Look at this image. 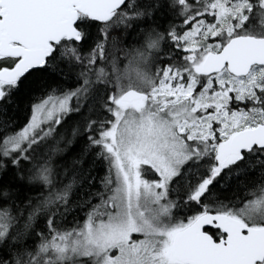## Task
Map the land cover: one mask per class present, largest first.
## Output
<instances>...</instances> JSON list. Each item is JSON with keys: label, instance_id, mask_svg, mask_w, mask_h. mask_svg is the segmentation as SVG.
<instances>
[{"label": "snow or ice", "instance_id": "snow-or-ice-1", "mask_svg": "<svg viewBox=\"0 0 264 264\" xmlns=\"http://www.w3.org/2000/svg\"><path fill=\"white\" fill-rule=\"evenodd\" d=\"M0 264H264V0H0Z\"/></svg>", "mask_w": 264, "mask_h": 264}]
</instances>
